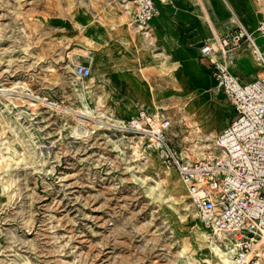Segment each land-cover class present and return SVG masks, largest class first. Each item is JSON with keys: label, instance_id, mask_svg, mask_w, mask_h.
Here are the masks:
<instances>
[{"label": "rangeland", "instance_id": "obj_1", "mask_svg": "<svg viewBox=\"0 0 264 264\" xmlns=\"http://www.w3.org/2000/svg\"><path fill=\"white\" fill-rule=\"evenodd\" d=\"M119 1L125 4L0 0V150L6 154L0 163V264H208L181 253L185 230L178 221L183 209H175L162 192L155 169L136 158L132 145L140 135L126 128L141 108L160 110L171 117L172 144L185 155L198 139L191 116L185 119L180 107L194 106L195 98L167 86L154 62L135 59L137 40L125 47L119 31L103 25V7L124 13ZM174 7L188 9L192 23L200 22L205 41L217 50L214 59L224 58L225 40L227 52L234 47L232 31L239 23L256 39L264 38L259 28L264 0H170L172 12ZM151 22L171 30L170 39L158 38L161 51L172 48L189 58L179 51L167 14ZM97 53L108 58L127 55V67L106 74L95 71ZM256 59L259 63L258 55ZM194 62V73L204 84L202 98L223 108L215 138L225 108L232 106ZM172 63L175 70L181 65ZM78 64L90 66L91 75L81 78ZM114 87H129L128 97ZM153 91L158 104L139 100V93L150 98ZM8 95L23 102L15 106ZM113 98L128 101L134 116L121 122L111 110ZM30 100L38 104L34 112L28 110ZM203 117L207 121L210 115ZM77 122L88 132L73 133ZM214 138L209 155L215 151ZM146 141L147 154L161 152L149 150ZM161 160L173 165L163 153ZM218 242L230 248L226 236Z\"/></svg>", "mask_w": 264, "mask_h": 264}, {"label": "built area", "instance_id": "obj_2", "mask_svg": "<svg viewBox=\"0 0 264 264\" xmlns=\"http://www.w3.org/2000/svg\"><path fill=\"white\" fill-rule=\"evenodd\" d=\"M134 9L136 22L146 26L161 15L158 0H122ZM264 33V20L259 26ZM246 40L258 54L259 75L244 82L224 59H214L213 44L200 47V59L210 70L216 90L232 105L230 121L214 138V153L188 159L172 144V119L163 112L141 108L126 125L147 139L146 147L161 151L183 176L193 208L204 227L222 232L232 252L233 264L264 263V49L241 23L233 43ZM224 41L223 51L228 45ZM81 78L91 75V67L76 66Z\"/></svg>", "mask_w": 264, "mask_h": 264}, {"label": "bare ground", "instance_id": "obj_3", "mask_svg": "<svg viewBox=\"0 0 264 264\" xmlns=\"http://www.w3.org/2000/svg\"><path fill=\"white\" fill-rule=\"evenodd\" d=\"M169 1L170 0H160L168 13L171 14L172 10L169 8ZM118 4L124 8V13L109 6L103 7V17H101L103 25H105L110 31L118 30V38L125 47H128L131 41L137 40L138 44L135 49V59L145 60L151 64L154 62L157 68L156 71L160 73V77L164 80L167 86L186 90L195 98L194 106L188 107L181 105L180 107L181 110H185V112L182 111L185 119L188 118V115L191 116L190 125L195 130V135L198 139L197 143L191 146L183 156L188 157L190 160L209 156L211 151L209 152L207 149L211 148V141L220 125L218 115L223 111V108L219 106L221 104L215 100L205 101L202 98L200 87H203L204 84L202 77L195 75L194 73L196 69L194 61L176 55L172 48L161 51L162 45L158 43V38L161 34L170 39L171 30L169 28H166L158 22H150L148 25L143 26L136 22L133 10L127 3L123 4L119 1ZM262 16H264V10ZM223 53L227 57V50L223 51ZM256 55L258 54L256 53ZM93 58L95 60V71L103 72L104 74H106L109 69L117 72L120 71V69L126 68L129 60L127 55H122L117 58H108L103 53H97ZM175 60L181 63L177 70H175L176 68L172 63ZM145 74L146 73L143 72L141 76L144 77ZM191 76L194 80L191 79ZM94 78L95 77H91V79ZM124 78L126 81L130 82L125 73ZM111 85H116V83L112 81ZM114 88L118 93L123 92L124 96L128 97L129 87L126 88L127 90H120L118 87ZM155 95V91H153L150 98H145V96L139 93V100L141 102H148V105L158 104ZM7 97L18 107L23 102L22 99L15 96L8 95ZM28 103L30 105V108H28L29 111L31 110L34 112L37 110L38 104L31 102V100L28 101ZM103 103V100L100 99V104L102 105ZM201 105H203V111L198 110V107ZM110 107L111 110L117 114V117L121 122H126L131 116H134V110L128 101L113 98ZM20 113L21 111H19V114ZM206 113L210 115V118L207 121H204L203 116ZM87 132L88 128L81 125L79 122L73 127V133L76 135L85 134ZM139 138L140 140L132 145L136 158L139 161L146 160V163L155 169V172L159 177L158 184L161 186L162 192L167 193V196L170 198L175 209H178V206L183 209V213L180 216L181 220L178 221L181 229L185 230L182 235L184 247L181 253L184 256L189 255L192 258L199 257L204 259L208 264H233L231 256L233 250L231 247L229 248L228 243L225 242L228 247L224 248L218 242V239H223L225 235L222 232H217V236L213 237L210 236L204 228L198 213L192 207L190 193L180 171L177 170L174 165L169 166L162 164V153L151 152L154 155L151 153L147 154V150L145 151V147L143 146V139L145 140V136L140 135ZM5 159L6 154L0 150V163ZM208 239L210 240V243H208Z\"/></svg>", "mask_w": 264, "mask_h": 264}, {"label": "crops", "instance_id": "obj_4", "mask_svg": "<svg viewBox=\"0 0 264 264\" xmlns=\"http://www.w3.org/2000/svg\"><path fill=\"white\" fill-rule=\"evenodd\" d=\"M159 1V5L161 7V15H168L169 16V22L173 29V35L176 38V41L179 44V51L187 54L191 60H194L197 62V64L200 66V64L203 66L204 70L210 75V77L215 82V79L213 78L210 70L207 68V66L201 61L199 57L200 47L208 41H205V35L201 31V25L200 22L191 23V20L194 15L190 14V11L184 7H174L172 14L168 13L167 9L163 6V4ZM128 6L131 7L134 14L133 6L128 4ZM158 16V18H159ZM157 17L154 19L156 20ZM153 20V21H154ZM247 27V29L252 33L250 28L244 24ZM238 27V25H237ZM237 27L235 30L232 31V33H236ZM253 34V33H252ZM234 35V34H233ZM254 36V35H253ZM255 38V36H254ZM256 42L262 49H264V38L261 40L256 39ZM231 46H234L227 52V57L223 55L224 58H217V59H224L228 63L229 69L237 74L242 81L249 82L255 79L259 73H260V66L259 63H257L255 50L253 46L248 43L246 40H243L239 43H233ZM217 51V50H216ZM216 53V52H215ZM214 53V54H215ZM213 54V55H214ZM205 76H207L205 74ZM208 77V76H207ZM216 85V82H215ZM232 106V105H231ZM146 109V108H145ZM228 111L223 114V119L225 120V125L230 121L232 117V109L227 106ZM149 110V109H148ZM152 112H162L160 110H149ZM223 123V127L225 126ZM222 127V128H223ZM221 131V130H220ZM219 131V132H220Z\"/></svg>", "mask_w": 264, "mask_h": 264}]
</instances>
